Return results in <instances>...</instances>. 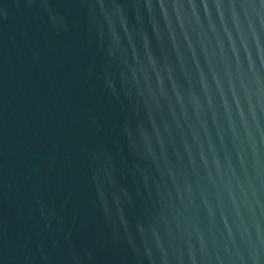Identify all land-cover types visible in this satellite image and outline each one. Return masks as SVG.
I'll return each mask as SVG.
<instances>
[{
    "label": "water",
    "instance_id": "obj_1",
    "mask_svg": "<svg viewBox=\"0 0 264 264\" xmlns=\"http://www.w3.org/2000/svg\"><path fill=\"white\" fill-rule=\"evenodd\" d=\"M0 264H264V0H0Z\"/></svg>",
    "mask_w": 264,
    "mask_h": 264
}]
</instances>
